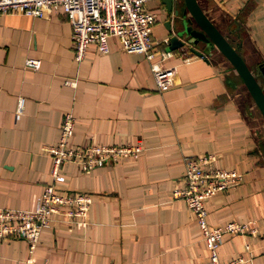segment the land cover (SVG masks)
I'll use <instances>...</instances> for the list:
<instances>
[{
    "label": "crops",
    "instance_id": "0c3cea01",
    "mask_svg": "<svg viewBox=\"0 0 264 264\" xmlns=\"http://www.w3.org/2000/svg\"><path fill=\"white\" fill-rule=\"evenodd\" d=\"M199 2L236 39L251 67L264 62V0ZM147 7L157 17L153 39L167 48L166 5L148 0ZM72 35L61 10L0 15V208L35 206L53 179L45 146L58 140L67 112L75 117L72 146L140 150L90 171L65 164V180L56 184L90 192L87 215L67 220L55 214L32 254L25 239H4L0 264H211L194 214L174 199L184 185L186 157L207 153L217 165L243 173L241 185L208 201L209 223L256 227L254 235L224 234L222 259L243 255V264H264V143L250 126L253 107L240 100L249 93L231 63L218 51L199 56L183 48L150 61L125 51L116 36L107 53L90 45L77 60ZM27 58L40 59V67H27ZM152 62L176 68L171 87L157 88Z\"/></svg>",
    "mask_w": 264,
    "mask_h": 264
},
{
    "label": "built area",
    "instance_id": "2783aa9c",
    "mask_svg": "<svg viewBox=\"0 0 264 264\" xmlns=\"http://www.w3.org/2000/svg\"><path fill=\"white\" fill-rule=\"evenodd\" d=\"M148 0H0V15L8 12H22L43 17L52 11L61 10L73 28L74 54L81 60L90 45L107 53L111 36L118 37L122 48L128 52L144 53L152 61L156 53L162 58L169 51L153 39L152 30L157 20L156 13L147 7ZM167 41V40H166ZM165 41V42H166ZM25 65L38 69V58H27ZM153 75L159 90L175 83V67H165L152 62ZM68 82V81H67ZM24 106V98L18 102V110ZM75 128V117L71 112L64 114L60 124L58 140L45 146L52 157V181L44 185L35 206L29 209L0 208V241L8 237H21L30 242L33 249L39 242L41 232L51 226L54 215L62 219H82L86 216L92 195L84 191L70 190L56 182L65 180L61 169L68 162H75L83 171L109 163L118 156L136 154L139 146H117L86 143L76 148L70 144ZM243 173L235 169L221 168L216 156L207 153L187 156L185 159L184 185L174 190L176 199H183L194 214L202 237L208 248L211 264H243L245 258L239 255L224 261L219 247L224 234H251L256 227L251 221L230 220L223 225H212L208 221V201L218 193L235 188L243 181Z\"/></svg>",
    "mask_w": 264,
    "mask_h": 264
},
{
    "label": "water",
    "instance_id": "95a60500",
    "mask_svg": "<svg viewBox=\"0 0 264 264\" xmlns=\"http://www.w3.org/2000/svg\"><path fill=\"white\" fill-rule=\"evenodd\" d=\"M163 2L169 15L166 25L171 34L166 41V50L183 48L199 56L215 50L222 53L236 70L264 118V64L259 70L250 67L238 46L218 28L199 0Z\"/></svg>",
    "mask_w": 264,
    "mask_h": 264
},
{
    "label": "rangeland",
    "instance_id": "374dc122",
    "mask_svg": "<svg viewBox=\"0 0 264 264\" xmlns=\"http://www.w3.org/2000/svg\"><path fill=\"white\" fill-rule=\"evenodd\" d=\"M233 36H235V35H233ZM229 37H230V39H231V41L236 45V43H235V38H233L232 37V35H229ZM219 52V51H218ZM214 53H216V50L215 51H213L212 52V54H214ZM220 53V52H219ZM222 54V53H221ZM223 55V54H222ZM224 56V55H223ZM220 58H222L221 57V55L219 56ZM251 67V66H250ZM253 69H254V67H252ZM244 86V85H243ZM246 89V88H245ZM246 91H247V89H246ZM240 96H241V98L242 99H240L241 100V103H242V100L245 102V98H246V103H247V105H250V106H252L253 107V109H251L252 110V112H251V115L252 116H249L250 118H249V123H250V126H251V128L254 130H258V136L260 137V139H261V141L264 143V118H263V116L261 115V113H260V111H259V109H258V107L256 106V104L254 103V101H253V99L251 98V96L248 94V96H246V95H244V94H240ZM86 144V143H85ZM99 144V143H98ZM100 144H106V143H100ZM106 145H117V146H124V145H126V144H115V143H111V144H106ZM81 146H84V144H82V145H79V146H77L76 148H79V147H81ZM131 146V145H130ZM121 156H125V154H122V155H120V156H118L117 157V159L119 158V157H121ZM114 161H116V159L115 160H113V161H111V162H109V163H105V164H103V165H106V164H111L112 162H114ZM75 163V162H74ZM99 166V165H98ZM219 166V165H218ZM96 167V166H95ZM219 167H221V166H219ZM94 168V167H93ZM92 168V169H93ZM221 168H226V167H221ZM81 169V168H80ZM226 169H235V170H237V171H239V172H241L240 170H238L237 168H226ZM91 169H89V170H86V171H90ZM243 175V174H242ZM63 182V181H62ZM242 183V182H241ZM241 183L239 184V185H241ZM238 185V186H239ZM238 186H236V187H238ZM61 187H63V186H61ZM235 187V188H236ZM64 188H67V187H64ZM69 189V188H68ZM70 190H74V189H70ZM76 191H82V190H76ZM84 192H87V191H84ZM226 192V191H225ZM88 193H90V192H88ZM222 193V192H221ZM91 194V193H90ZM174 199H176L175 197H174ZM180 199V198H179ZM183 200V199H182ZM91 206V205H90ZM17 209V208H16ZM27 209H29V208H27ZM89 211V210H88ZM88 213V212H87ZM87 215V214H86ZM83 219V218H82ZM201 230V229H200ZM202 233V232H201ZM41 234H42V232H41ZM8 238H21V237H8ZM8 238H4V239H8ZM40 238H41V236H40ZM4 239H2L1 241H0V243L4 240ZM22 239H24V238H22ZM26 240V239H25ZM27 242H28V245H29V252L32 254V253H34V251H35V249H36V247H37V245L39 244V242H40V240H39V242H38V244L32 249L31 248V245H30V242L28 241V240H26ZM206 247H207V245H206ZM208 249V248H207Z\"/></svg>",
    "mask_w": 264,
    "mask_h": 264
},
{
    "label": "trees",
    "instance_id": "16d2710c",
    "mask_svg": "<svg viewBox=\"0 0 264 264\" xmlns=\"http://www.w3.org/2000/svg\"><path fill=\"white\" fill-rule=\"evenodd\" d=\"M230 38V37H229ZM236 46H238L237 44H236ZM262 64H264V62H260L258 65H257V68L256 69H260L261 67H260V65H262ZM233 67V66H232ZM235 70V69H234ZM235 72H236V70H235ZM236 74H237V72H236ZM238 75V74H237ZM241 79V78H240ZM242 81V80H241Z\"/></svg>",
    "mask_w": 264,
    "mask_h": 264
}]
</instances>
